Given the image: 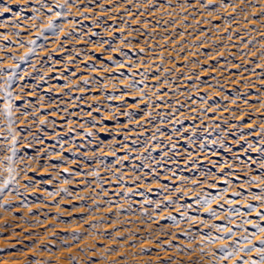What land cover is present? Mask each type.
<instances>
[{"label": "rangeland", "instance_id": "obj_1", "mask_svg": "<svg viewBox=\"0 0 264 264\" xmlns=\"http://www.w3.org/2000/svg\"><path fill=\"white\" fill-rule=\"evenodd\" d=\"M58 1L0 0V264H243V231L222 263L226 241L206 239L233 223L234 193L258 204L264 188V74L243 80L261 35L233 30L263 28L264 0ZM169 10L178 22L162 26ZM134 72L148 100L133 89L116 100L114 78ZM191 92L215 107H179ZM218 191L210 212L200 206Z\"/></svg>", "mask_w": 264, "mask_h": 264}, {"label": "bare ground", "instance_id": "obj_2", "mask_svg": "<svg viewBox=\"0 0 264 264\" xmlns=\"http://www.w3.org/2000/svg\"><path fill=\"white\" fill-rule=\"evenodd\" d=\"M155 1V0H153ZM62 0H59L58 3H62ZM188 5V4H187ZM186 5V6H187ZM193 5V3L191 4ZM224 7L228 8L227 5H225ZM175 11H170L169 13H164L163 18H159V22L160 24H162V26H171V23H175L178 22L176 20L173 19V16ZM53 15H55V19H58L56 16V13H54ZM130 15V14H129ZM128 15V16H129ZM132 22V21H130ZM55 24V22H53ZM122 28V27H121ZM214 30H216V28L214 27ZM235 31H237L238 35L236 37V40H243L245 37L252 36V35H256V34H260L261 38L259 41H261L260 43V47L263 50L262 53V58L260 59V62L256 65H253L254 68H252L251 70L247 71L244 73L246 75L245 78H243L244 82L247 83L248 81H250V83L253 84H259L262 81L261 75L264 74V26L263 28L259 29V30H253L252 28H250V26L248 27H244L243 25L239 24L238 26L234 27ZM219 31V30H216ZM48 33V37L47 38H51L52 40H55L57 38V35H60L61 32H59L58 29H56V31H47ZM261 32V33H259ZM167 37V36H166ZM36 42L38 41V38L35 40ZM243 42V41H242ZM256 42V41H254ZM36 44V43H35ZM34 44V45H35ZM230 47H235L233 43H229ZM233 45V46H231ZM240 45V44H239ZM233 49V48H232ZM196 52V51H194ZM158 58H162V59H167V57H163L162 52H160L157 55V59ZM161 63V62H160ZM121 63H117L114 66H117L116 68H120V67H124L123 65L121 66ZM128 66H131V63L127 64ZM132 66H136L135 64H133ZM230 65H228V69ZM235 66H232L231 68H233ZM15 71L17 70V68L15 67L14 69ZM237 70V69H236ZM121 69H117V72L120 74ZM202 70H199V72ZM194 74H197V72H193ZM131 79H128L127 76L124 75H120V76H116L114 79L117 80V82L119 83L118 85H121L123 87V91H121V94H118L116 96H114V98L116 100H119L120 98H123L127 95L128 91L130 89H133L136 91V93L138 94L139 97V102H144L146 100H148V98L146 97V94L144 93V88H145V82L143 80V77L141 76V74H139V72H134L131 75ZM191 77H188V79L181 81V85L182 86H190L191 83H189V79ZM234 79V78H233ZM234 80H238V79H234ZM256 81V82H255ZM264 83V80L262 81ZM229 84H231L229 82ZM227 85L229 87H227V90H232V85L234 83H232V85ZM130 85H134V86H130ZM235 85V84H234ZM172 87V86H171ZM190 88V87H189ZM194 88H192L193 90ZM211 89V88H208ZM215 91V90H214ZM219 92V90H217ZM193 92V91H192ZM191 94H184L183 96L180 97L179 100V107H183V105L186 106H190V108L186 107L183 109H191L193 111H196L197 109L195 108L197 105H201L202 104V112H209L211 109H213L215 107V101H211V103H209V105H206L205 99L207 98L206 96H196L194 93ZM220 93V92H219ZM218 93V94H219ZM217 94V95H218ZM189 95V96H188ZM119 97V98H118ZM157 97L160 100H165L168 97V91H162L157 93ZM223 97V96H222ZM225 97H228L227 95H225ZM234 97L237 98L238 102L239 101H244L245 99H241L237 96V94H234ZM231 101L235 102V99H231ZM183 104V105H182ZM222 113H226V106L223 107L222 109H220ZM202 118L205 117L204 114L201 115ZM172 119V118H171ZM172 121V120H171ZM13 132L14 130L11 129ZM10 138H13L12 136H10ZM125 147V145H123ZM204 150L206 151L207 155H215L213 153L212 150H209L208 148H204ZM1 167L3 169H6L7 171H9L11 173L12 171V167L11 164L9 165H5L1 163ZM179 177V176H177ZM6 182H8L7 184L10 183V179H8ZM5 183V182H4ZM256 195H259L258 193H256ZM222 198V192L218 191L215 194H207L205 196H203L200 200H199V204L202 208H205L206 211L210 212L211 211V205H215L218 204L220 199ZM208 200L210 201V203L208 205L204 204V201ZM231 201V206L226 209L228 210V214L229 216L233 219V223L231 225L227 224V225H221L219 226V234L216 236H212V237H208L206 239L207 242H210V238H215V239H211L210 243H216L218 241H226L225 245L229 246L228 244H231L234 241V238L237 236L236 233L239 231H243L244 235H242L240 240L235 241V247L239 250H245L249 253L248 249L251 248L253 249L250 252V256L247 257L248 264H252V261H259L260 260V254L255 251L256 248L262 247L259 244V241L261 239H264V233H259L258 229L253 227V224H259L257 222L256 218H259L257 216V212L261 213L262 215H264V203H261L260 201L258 202V204H256L255 202L251 203L249 201H246L242 195L236 196L233 195L232 198L230 199ZM232 201H234V203H232ZM259 204H262V208H258ZM246 205H251V209L250 210L248 207H246ZM250 221V223H249ZM260 227H264V224H259ZM230 230V232H229ZM249 241H251V244H249ZM257 241V242H256ZM229 251V250H228ZM225 252L223 251V255L218 256L215 261H217L218 263H222V257L224 256ZM235 255L229 257L232 258Z\"/></svg>", "mask_w": 264, "mask_h": 264}, {"label": "snow or ice", "instance_id": "obj_3", "mask_svg": "<svg viewBox=\"0 0 264 264\" xmlns=\"http://www.w3.org/2000/svg\"><path fill=\"white\" fill-rule=\"evenodd\" d=\"M68 3H69V0H65L64 5H57V6H58V7H65L66 5H68ZM72 6H75V5H72ZM45 7H48V10H49V11H52V7H51V6H47V5H45L44 3L41 2V3H40V8L43 9V8H45ZM5 11H10V9L5 8ZM60 15H61L60 13H56L57 18H59ZM35 18H36V17H33V19H35ZM57 27H58V26L55 25V24L53 23L52 18L49 17V23H48V25H47V30H49V31H56ZM60 30L62 31V29H60ZM36 35H37V38H41V37H43V35H44V31H43V30H39V31H37ZM35 43H36L35 40H30V41H29V44H35ZM30 51H31V49H30ZM26 55H27V54H25V56H26ZM24 58H25V57H21L20 59L23 60ZM12 59H15V57H12ZM121 66H122V65H121ZM8 83L10 84V78H9ZM84 83H85V84H88L89 81H84ZM66 86H67V85H65V87H66ZM130 86H134V85H130ZM5 91L7 92L6 89H5ZM7 95H8V97H9L10 100L14 99V97H12L11 92H7ZM5 112H6L7 115H8V122H9V126L11 127V125L15 123V121L12 120V105H11V103H9V104L7 105V107H6V109H5ZM22 115H24V113H22ZM126 115H129V116H130L131 114L129 113V114H126ZM249 134H251V133H249ZM88 135L91 136L92 133H88ZM38 142H40V141H38ZM15 143H16L15 135H13V144H15ZM173 147H175V146H173ZM262 150H264V149H262ZM13 154H15V147H13ZM249 182L251 183V181H249ZM7 183H8V182H5V186H7ZM0 192H2V189H0ZM234 195L239 196L240 193H234ZM253 198L256 199V200H258V201H260L261 203H264V188L260 189V191H259V195L253 194ZM209 203H210V201H208V200H205V201H204V204H205V205H208ZM232 203H234V201H232ZM246 207H248L250 210H252V209H251V205H246ZM212 215L215 216V215H216L215 212H212ZM257 216H258L259 218H261V219H264V215H262V214L259 213V212H257ZM249 223H250V221H249ZM253 227L256 228V229H258V232H259V233H264V227H260L259 224H253ZM229 232H230V230H229ZM211 239H215V238H210V242H211ZM249 244H251V241H249ZM259 244H260L262 247L256 248L255 251H257V252L260 254V257H261V258H260L259 261H255V260L252 261V264H264V239H261V240L259 241ZM222 247H223L224 252H225V254H224V256L222 257V259H228L229 257H231V256L234 255L231 251H228V250H227V248H228L227 245H223ZM252 250H253V249L249 248V249H248L249 253H250ZM243 264H248V261H243Z\"/></svg>", "mask_w": 264, "mask_h": 264}]
</instances>
